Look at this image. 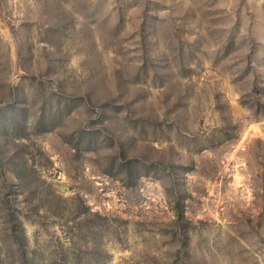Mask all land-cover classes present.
Segmentation results:
<instances>
[{
  "label": "rangeland",
  "instance_id": "1",
  "mask_svg": "<svg viewBox=\"0 0 264 264\" xmlns=\"http://www.w3.org/2000/svg\"><path fill=\"white\" fill-rule=\"evenodd\" d=\"M0 264H264V0H0Z\"/></svg>",
  "mask_w": 264,
  "mask_h": 264
}]
</instances>
